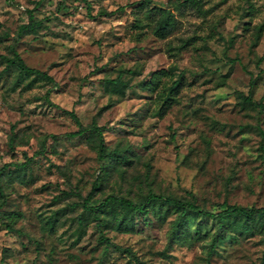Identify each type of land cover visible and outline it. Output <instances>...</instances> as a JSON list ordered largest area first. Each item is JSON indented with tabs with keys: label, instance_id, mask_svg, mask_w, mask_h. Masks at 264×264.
<instances>
[{
	"label": "rangeland",
	"instance_id": "rangeland-1",
	"mask_svg": "<svg viewBox=\"0 0 264 264\" xmlns=\"http://www.w3.org/2000/svg\"><path fill=\"white\" fill-rule=\"evenodd\" d=\"M140 1L0 0V55L35 6L40 23L15 49L57 84L0 75V166L32 158L25 177L11 168L0 205V264H261L258 234L226 236L207 256L216 229L210 219L189 222L204 238L170 241L174 214H140L131 232L102 227L117 246L103 254L95 221L81 207L102 162L88 132L68 136L77 127L62 110H73L82 126L102 127L107 148L126 157L89 205L109 194L137 201L151 192L193 198L211 211L221 203L264 206V112L240 100L249 94L264 103V0H198V9L151 0L174 19L165 39L153 34ZM119 70L127 83L121 96L104 84ZM156 71L154 90L147 82ZM180 72L184 86L159 117L156 91ZM47 90L58 108L45 100Z\"/></svg>",
	"mask_w": 264,
	"mask_h": 264
},
{
	"label": "trees",
	"instance_id": "trees-1",
	"mask_svg": "<svg viewBox=\"0 0 264 264\" xmlns=\"http://www.w3.org/2000/svg\"><path fill=\"white\" fill-rule=\"evenodd\" d=\"M183 1L197 9L199 8L198 0ZM80 2L86 4L85 0H80ZM150 3L151 0H142L139 2L138 7L143 10L146 17L152 20L153 34L159 39H165L175 27L174 19L171 16V13L164 9L150 6ZM59 8H67V6L62 3ZM35 9L34 6L33 8L24 11L27 22L21 23L17 26L14 42L7 46L8 55H0V60L4 63L0 75L15 72L17 77L29 79V82L27 83L43 81L49 83L51 87H56L57 84L51 75L45 71L27 66L15 49V43L21 35L34 33L38 27L40 21L35 19L33 15ZM261 30L262 25L256 27V38L261 33ZM180 42L181 44L179 47H182L187 45L188 40H180ZM128 71L129 70H127V72ZM123 73V70H119L115 78L104 80L105 86L109 87L114 93H117L120 96L123 95L124 89L127 88V83L120 79ZM159 73L160 72L157 71L152 72V77L147 82L154 90L156 82L159 81ZM184 83L183 73L180 72L171 79L167 85L162 86L156 91L155 113L157 116L162 117L174 104L181 88L184 86ZM252 83L253 80L250 79V84ZM48 92L49 90L44 94L45 100L49 105L58 108L56 104L49 100ZM240 100L246 106L257 107L259 113L264 112V103L252 100L249 94L241 95ZM62 111L71 118L77 127V129L74 132L69 133L68 136H78L88 132L92 137L97 158L102 162V172L100 176H96L93 180L89 192L82 199L81 207L83 211L92 216L95 221L94 225L98 232V240L103 244V254L107 252L110 246L114 248L117 246L112 244L109 239L102 234V227L112 228L119 232H131L134 230V217L140 214L145 216L148 213H151L160 220H165L169 214H174L175 217L169 227L168 239L170 241H183L193 239V237L204 238L206 234H201L198 229L193 232L190 231L189 222L192 223L199 218L210 219L215 223L216 229L210 237L207 256H210L214 252L217 244L226 236L258 234L261 236L263 243L261 264H264V206L248 207L221 203L218 204L219 210L211 211L199 207L193 198L190 200H182L157 195L151 192H148L137 201L119 195L109 194L98 204L89 205V202L94 199L95 191L100 188V185H102V181L105 178L104 176L109 174V170L116 163L125 162L126 157L123 155V151L119 149L109 150L107 148L102 136V127L96 126L94 122L88 126H82L73 110ZM42 150L43 148H40L38 153ZM31 161L32 158L27 157L24 154V160L22 162L3 163L0 166V205L5 202V190L12 183V178L10 177L11 168L19 170L20 175L25 177ZM62 195H67V193L63 192ZM44 225L51 229L52 222L47 220ZM6 227L12 229L7 225ZM121 251L130 254L128 249H121Z\"/></svg>",
	"mask_w": 264,
	"mask_h": 264
}]
</instances>
